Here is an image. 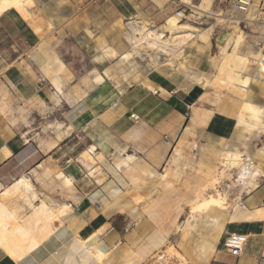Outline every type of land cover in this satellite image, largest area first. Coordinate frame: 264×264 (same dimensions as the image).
I'll list each match as a JSON object with an SVG mask.
<instances>
[{
  "label": "crops",
  "instance_id": "crops-1",
  "mask_svg": "<svg viewBox=\"0 0 264 264\" xmlns=\"http://www.w3.org/2000/svg\"><path fill=\"white\" fill-rule=\"evenodd\" d=\"M31 1L16 0L0 14V193L27 175L40 200L65 203L69 210L51 237L27 256L13 257L0 245V264H264V174L254 161L255 179H244L242 190L234 184L229 201L241 205L228 220L216 212L191 213L188 198L166 194L158 170L163 156L198 142L202 156L225 152L207 162L208 185L227 153L251 154L264 171V132L259 131L264 83L251 84L241 95L211 87L215 74L210 81L205 76L211 48L194 49L199 72L189 68L208 82V92L182 76L155 70L145 73L147 85L123 93L121 101L109 95L108 104L102 100L94 109L86 100L71 104L63 97L70 91L71 46H87L105 57L108 67L127 48L125 20L135 16L125 15L139 13L146 2L155 5L154 0ZM231 20L236 29L239 20ZM219 34L221 61L242 39ZM237 54L248 58L238 48ZM81 107L83 114L76 112ZM247 107L254 118L244 115ZM46 117L74 128L62 140L55 131L45 137ZM8 201L12 207L17 202ZM23 207L20 214L28 215ZM234 233L248 236L239 257L224 250ZM171 248L180 258L169 256Z\"/></svg>",
  "mask_w": 264,
  "mask_h": 264
},
{
  "label": "rangeland",
  "instance_id": "rangeland-1",
  "mask_svg": "<svg viewBox=\"0 0 264 264\" xmlns=\"http://www.w3.org/2000/svg\"><path fill=\"white\" fill-rule=\"evenodd\" d=\"M181 1L183 3L193 5L196 7V6L201 5L205 0H154L153 2L157 6V8L155 5H152L151 3L146 2L142 6V10L139 13L129 12L127 15H125V17L129 18L131 16H135L136 19L138 17L140 20H143L151 27L153 26L163 27L170 18L178 17L177 14L181 9H186L185 6H183V4L181 3ZM232 2L233 0H209V4H210L209 8L211 7L210 10L213 13H217V14L222 13L224 16L223 18L222 17L214 18L215 16L213 17L211 16V18L210 17L207 18V17L201 16L195 9L191 7H189L190 9H187L185 13V16H186L185 19L178 17V19L180 18L181 23H189V24L197 25L202 29H209L208 40L206 41L207 44L206 43L201 44L200 42L195 43V45H193V47L191 48L192 53L189 54L190 61H186L185 65L183 64V66L181 67V70H183L184 72L186 71V73L191 76L194 75V73L191 72L192 70L190 71V68L195 71H198V69L195 65L196 60L194 59L193 50L196 49V50L203 52L206 49L211 48V52L209 54L210 61L208 62L209 68L207 72L205 73V76L207 77L208 81H210L212 77L214 76L217 66L219 64V61H220L219 54H220L221 44L217 40V38L215 39V34L220 33L219 35H221L222 33H230L233 36H238L242 39L238 47L239 53L241 54L245 53L244 50L242 51V49H240L242 46L243 48L246 47L248 49V52H246L244 55L250 59V62L247 63L244 69V73L251 75V76L255 75L256 69H257L255 60L259 59L260 57V54H259V51H257V48H260L261 53L264 54V26L263 24H261V22L264 21V0H253V5L246 14H239L236 11H234L232 8ZM29 3L31 4V2ZM9 7H12V5L10 4V5L4 6V8L0 7V14L4 11L5 8H9ZM251 14L255 15L254 18L250 17ZM222 19H229V22H226ZM231 19H240L243 23L238 24L236 29H233L230 27V24L233 21ZM125 25H126V20H125ZM128 31H129L128 27L125 26L124 27V38L127 43V48L125 52L131 49L130 48L131 44L128 42L129 40H127ZM166 36L171 37L172 33L167 32ZM71 47L73 48L72 49L73 58L70 61L71 67L66 72V78L70 85V91L68 94H63V97L71 104L86 100L89 102V104L93 105L92 106L93 109L95 106H98L99 103L102 102V100H105L103 103L108 104L109 102L106 103L107 102L106 98L109 95L111 98V94L121 91V88L123 89L124 91L123 93L125 94L129 90H132L134 87L137 88L140 85H147L146 79H145L146 74L142 71L139 63H141L143 66H147L148 63L150 64V62H152L151 57L152 56L154 57L157 53V50L148 49L146 51L147 53L144 52L141 57L140 56L132 57L129 61L122 62L121 59L123 58V56L121 58V55L125 53L123 52L122 54H120V58L117 61H115V63L108 64L109 66L106 67V63H104L105 57H102L100 54H95V52H92L90 49L87 48V46H84L83 44H81V45H78L77 47L74 45H72ZM230 51H232L231 48H230ZM105 55L112 56L111 53H105ZM101 65L105 67L104 70L101 69ZM107 70H110V71L108 72ZM159 71L161 72V70ZM106 73L109 74V78L106 77L100 82L95 81L94 79L95 75L102 74L104 76ZM190 83L195 85L191 81ZM263 83H264V77L257 76L251 80L250 85L254 84L257 86L258 84L261 85ZM208 85L209 84L205 79L200 78V84L197 86H200V87L205 86L204 89L206 90V92H208L207 90ZM228 93L233 94L230 91ZM214 95L215 97H219L220 93L216 92L214 93ZM113 98L115 99L118 97L116 96ZM241 98L245 99L246 96L241 97ZM91 99L93 101H91ZM121 99H122V95L120 96V101ZM261 106L264 107V105H261ZM64 109L65 108H62V110ZM245 110L246 111L244 115H249V117H252V118L255 117L251 113V110L249 109V107H247V109ZM79 111L80 113L83 114L84 108L82 107L76 108V112H79ZM92 112L94 114H97L96 110H93ZM62 116L65 117L68 115L67 113L66 114L63 113ZM258 118H260L259 120H262V115L260 114ZM43 123H44V126L42 129H43V133L45 137L51 136L52 131L56 132V130L53 129L55 125L62 124L63 128L65 127V124H63V119L61 120L60 123H58L57 121L54 122L51 118L46 117L45 122ZM73 128L74 126L71 125L70 130ZM259 131L260 133L264 132V126ZM61 137L57 136V139L62 140L64 138V136H61ZM250 137L248 140H250ZM251 141H252V138H251ZM53 143L55 144L56 142H53ZM76 145L77 147L80 146L78 143ZM186 146H188L187 147L188 149L186 148L187 150H185L183 146L180 145L182 149L180 148L179 150L173 151V153H170L169 155L167 154L163 156L164 164L161 167H159L158 170H160V173H161L159 177L161 179L160 181L166 184V187H164V191H167L166 194L168 193V195L170 194V196L172 197L183 195L185 196V199L188 198L189 201L187 202V205L189 206L190 210L192 206H194V204L196 205L212 195L215 198L220 200V204L216 207L206 208L205 210L196 212L195 214L212 216V214L216 212V214L223 217L224 220H228L230 213L237 212L239 209L238 207L241 205L238 203H233L232 205L229 201L230 199H234L233 193H234V190H236L237 188V187H234V184L236 186H239V188L242 190L244 188L242 184V181L244 179H247V180L249 179L250 181L255 179L256 174L254 172L252 161L255 162L254 164L255 167H257L261 171L262 174H264V171L262 170L261 166L258 165V163L256 162V159L251 156V154H243L242 160H241L242 164H240L241 167L237 169H232V170L228 169V171L225 169L224 158L221 157V160L217 162V165L215 166V169H214L215 177L212 179L213 183L211 181L210 184L208 185L207 183L208 178H206V175L208 174V172H210L211 167L209 166V164H207V162L215 157H218L219 155L225 154V152L223 154H212V155L202 156L198 153L200 151V149L198 148V142L197 143L194 142L192 144L186 143ZM261 146L262 147L264 146V142L263 144H261ZM224 147H226L227 149L229 148L228 142L226 143ZM246 148H248V146H246ZM185 151H188V153H186ZM263 153H264V148H263ZM84 158L90 159L88 155H84ZM252 183L254 184V182ZM248 186L251 189L254 188L252 187V184H248ZM66 191H69V189H67ZM11 200L17 201V202H14V206L16 205L15 208L18 206L19 207H18V211L15 212L16 214L15 216H14V210L16 211L17 208L14 209V207H12L13 209L11 210V207L8 204L6 207L7 209H10L8 210L9 212L7 211L6 208H4L6 211L3 210L2 213L0 212L2 214L0 215L1 216L0 217V245L4 247L7 250V252L11 254L13 257L20 258L21 257V255L19 254L20 252L16 250V247H14L16 242H10L8 243V245H6V243L9 242L10 240H14V241L19 240L20 242L22 241V239L20 238L21 235L12 233V228H14V226L15 228L23 227L25 223L24 217L26 218L29 214H31L32 207H30V205L27 202L23 201L22 205L24 206L25 204L28 207V215L22 216V214H20V211L25 213L26 210L24 209V207L21 208L22 206L20 205L21 200L15 197H13V199L11 198ZM219 200H218V203H219ZM12 215L13 217H15V221L13 222L16 225H14L13 222L9 221ZM18 216H19V219H18ZM4 218H7V219H4ZM183 221H186L187 226L190 225L189 219L186 220L185 218H183ZM7 222L9 223L6 224ZM6 226L7 227L10 226V228H8L7 230L5 229ZM16 237L18 238L16 239ZM26 241L25 242L22 241L20 246H22V244L25 243L26 247L27 245L28 247H30L31 244L34 242V241L29 242V240H26ZM29 252H30V249L26 252V254H28ZM168 254L170 257L177 256L178 258H180V255L175 251L174 248H171ZM161 256L162 254H160L157 257V259H159V257Z\"/></svg>",
  "mask_w": 264,
  "mask_h": 264
},
{
  "label": "bare ground",
  "instance_id": "bare-ground-1",
  "mask_svg": "<svg viewBox=\"0 0 264 264\" xmlns=\"http://www.w3.org/2000/svg\"><path fill=\"white\" fill-rule=\"evenodd\" d=\"M15 1L16 0L0 1V7L4 8V6L10 4L13 5ZM21 1L24 3L32 2L31 0H21ZM181 3L183 2L181 1ZM209 5H210L209 0H205L199 6L196 7L193 5H189V6L195 9L201 16L207 18L208 17L211 18V16L212 17L215 16L214 18L224 17L222 13L221 14L213 13L210 10L211 7L209 8ZM177 16L181 17L182 15L177 14ZM254 16H255L254 14L250 15L251 18H254ZM178 17L170 18L163 27H155V26L151 27L143 20H140L138 17L137 19L135 17H132L126 20V26L128 27L129 30L127 33V40H129L128 42L131 44L130 46L131 49H129L127 52L123 54V58L121 59V61L122 62L129 61L132 57H137V56L141 57L144 52L147 53L146 51L148 49L157 50V53L154 57L150 56L152 58L151 60L152 62H150V64L148 63L149 65L147 64V66H143L141 63H139L144 73L148 74L151 73V71L161 70V72H166L170 76L172 75L182 76L193 82L195 85H199L200 78L197 76V74L191 76L187 74L186 71L184 72L183 70H181V67L183 66V64L185 65L186 61H190L189 54L192 52L191 48L193 47V45H195V43L198 42L202 44L206 43V41L208 40L209 29H202L197 25H193L189 23H181L180 18L178 19ZM237 20H239L240 22L239 24L243 23L240 19ZM167 32H171L172 36L167 37L166 36ZM239 41L240 40L236 42V46L233 52L226 53L223 56V59L218 64V68L215 73V76L212 82H210V86L221 87L223 89L234 91L237 94L241 95L242 91L246 92L247 88H249L252 77L244 73V69L247 63L250 62V60L242 55L237 54ZM226 48L224 49V51H226ZM255 61L257 65L256 75H258V77L260 75L264 76V54L262 53L259 59ZM110 70L107 71L109 72ZM106 77L109 78L108 73H106L104 76L102 74H97L94 76V79L95 81L100 82ZM123 92L124 91L121 88V91L112 93L111 97H116V96L119 97L123 94ZM53 129L56 130L57 136L59 137L67 135L70 131L68 128L67 129L63 128L62 124L55 125ZM54 145H56V143L55 144L51 143L50 147H53ZM241 160H242V155L227 153V155L224 156L225 169L232 170L238 168L241 164ZM13 197L27 202L30 205V207H32L31 214H29L26 218L24 217L25 223L24 225L22 223L23 227L15 228L14 226V228H12V233L21 235L20 238L22 239L23 242H25L26 240H29V242L31 241L34 242L31 244L30 247H28V245L26 247L25 243H23L22 246H20L22 241L20 242L19 240H15V241L10 240L9 242L6 243V245H8V243L10 242H16L14 247H16V250L20 252L19 254L22 257L23 255L26 254V252L29 249L31 252L35 248H37V246L41 244V242H43L46 239L48 240V237L52 235V233L56 230L55 223L57 221H61V217L65 215V213H67L69 208L67 204L59 203L56 200L51 201L49 203H46L44 200H40L36 186L33 184L31 178L27 175L23 176L20 180H18L11 186L6 187L5 190L1 192L0 195L1 213L3 210L6 211L4 208L7 209L6 207L7 203L5 201L11 200V198L13 199ZM217 203H218V199L211 195L202 202L196 205L194 204V206H192L191 208L192 211L191 213L195 214L196 212H200L202 210H205L206 208L215 207ZM15 206L14 209L16 208L17 209L16 211L14 210V216L16 215L15 212L18 211V207H19L18 206L15 208ZM10 207L12 210L13 209L12 206ZM22 207L23 206H21V208ZM8 210L10 209H7V211ZM1 213L0 215H2ZM9 221L11 222L15 221V217H13L12 215ZM8 223L9 222H7L6 224ZM60 223H61L60 225H62L63 222ZM13 224L16 225L14 222ZM6 227L5 229L7 230L8 228H10V226H8L7 228ZM17 238L18 237H16V239ZM94 248L92 247L90 249L92 250ZM98 256L101 257V254H98Z\"/></svg>",
  "mask_w": 264,
  "mask_h": 264
},
{
  "label": "built area",
  "instance_id": "built-area-1",
  "mask_svg": "<svg viewBox=\"0 0 264 264\" xmlns=\"http://www.w3.org/2000/svg\"><path fill=\"white\" fill-rule=\"evenodd\" d=\"M183 4V3H182ZM253 5V0H233L232 8L239 14H246ZM186 9H181L178 14L182 15L181 18L185 19V13L187 9H190L189 5L183 4ZM248 244V237L243 234H232L225 239L224 248L226 252L233 257L241 256Z\"/></svg>",
  "mask_w": 264,
  "mask_h": 264
}]
</instances>
